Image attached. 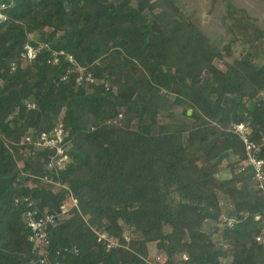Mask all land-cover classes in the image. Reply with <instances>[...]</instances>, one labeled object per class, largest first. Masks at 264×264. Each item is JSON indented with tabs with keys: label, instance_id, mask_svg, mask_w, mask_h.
Listing matches in <instances>:
<instances>
[{
	"label": "trees",
	"instance_id": "obj_1",
	"mask_svg": "<svg viewBox=\"0 0 264 264\" xmlns=\"http://www.w3.org/2000/svg\"><path fill=\"white\" fill-rule=\"evenodd\" d=\"M245 1L0 0V264H152L150 244L156 264L261 263L264 197L235 127L264 159V12ZM28 42L44 45L30 63ZM58 126L68 159L49 168L36 142ZM23 198L67 208L43 256Z\"/></svg>",
	"mask_w": 264,
	"mask_h": 264
},
{
	"label": "built area",
	"instance_id": "obj_2",
	"mask_svg": "<svg viewBox=\"0 0 264 264\" xmlns=\"http://www.w3.org/2000/svg\"><path fill=\"white\" fill-rule=\"evenodd\" d=\"M4 8V5L0 4V23L6 20V16L2 12ZM43 48L44 45L41 43L36 42L35 44H32L31 42H28L23 48L21 57L25 62L30 63L36 59L38 53ZM62 55L64 56L65 61L69 62L76 68V82L79 85H83L88 82H94L91 74L88 72L85 73V70L82 67L76 66L73 58L70 55H65L62 52L59 54L54 53L49 59V62L58 63L59 57ZM26 107L27 109H32L34 108V105L32 103H26ZM120 117L121 116L119 115L118 118ZM248 131L249 129L243 124H239L235 127V132L240 136L243 144L245 145V150L247 152V164H249L253 174L252 182L254 187L261 193L262 197H264V159H261L253 154L256 146L253 142L248 140ZM26 141L29 142L30 137H27ZM62 142L63 131L61 126L53 129V131L48 135L42 134L37 140V147L55 150L54 156L50 158L49 168L53 166H60L61 163L68 159L67 155L64 154L66 148L65 146L63 147ZM62 188L65 187L62 186ZM22 203H25L26 205L24 222L26 228L29 230L28 240L32 244L33 252L37 255L43 256L47 253L49 247L47 230L49 227L53 226L56 221L64 219L67 208H64L58 216L48 214L41 215L36 211L34 208V203L30 199L23 198ZM71 203L72 204H70V206L74 205L75 201L71 199ZM221 219L226 223L228 228L234 227L235 223L233 221H225L223 217H221ZM256 220L259 221V224L257 226V232L253 235L252 240L262 249V251H264V215L256 217ZM96 236L97 242L101 243L105 250H110L116 246L120 247V244L109 239L105 233H96ZM124 240L128 242V237H125ZM149 261L152 264H156L157 262L163 261V259L160 256H155L154 259H149ZM260 264H264V258H262Z\"/></svg>",
	"mask_w": 264,
	"mask_h": 264
},
{
	"label": "rangeland",
	"instance_id": "obj_3",
	"mask_svg": "<svg viewBox=\"0 0 264 264\" xmlns=\"http://www.w3.org/2000/svg\"><path fill=\"white\" fill-rule=\"evenodd\" d=\"M249 3H251L252 5H253V8H257V6L259 5L260 6V8H261V11L262 12H264V3H262V4H260L257 0H251V2L248 0H246L245 1V4H249ZM32 39H34V40H39L40 39V36H39V34L38 35H34L33 37H32ZM262 48H264V46H262ZM260 61L261 62H264V54H261V59H260ZM218 66L220 67V68H223V65H220V64H218ZM149 256H150V259H154L155 258V256H158V255H156V253H155V248H154V245L153 244H150L149 245Z\"/></svg>",
	"mask_w": 264,
	"mask_h": 264
},
{
	"label": "water",
	"instance_id": "obj_4",
	"mask_svg": "<svg viewBox=\"0 0 264 264\" xmlns=\"http://www.w3.org/2000/svg\"><path fill=\"white\" fill-rule=\"evenodd\" d=\"M188 114H190V112H188Z\"/></svg>",
	"mask_w": 264,
	"mask_h": 264
}]
</instances>
